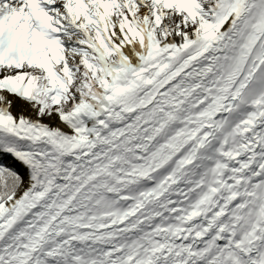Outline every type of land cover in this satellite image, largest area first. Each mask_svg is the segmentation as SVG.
Wrapping results in <instances>:
<instances>
[{
    "label": "snow or ice",
    "instance_id": "6c2138e0",
    "mask_svg": "<svg viewBox=\"0 0 264 264\" xmlns=\"http://www.w3.org/2000/svg\"><path fill=\"white\" fill-rule=\"evenodd\" d=\"M0 264H264V0H0Z\"/></svg>",
    "mask_w": 264,
    "mask_h": 264
}]
</instances>
